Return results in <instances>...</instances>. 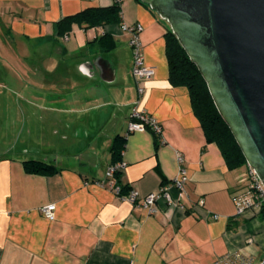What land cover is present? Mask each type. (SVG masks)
<instances>
[{
    "label": "crops",
    "instance_id": "obj_1",
    "mask_svg": "<svg viewBox=\"0 0 264 264\" xmlns=\"http://www.w3.org/2000/svg\"><path fill=\"white\" fill-rule=\"evenodd\" d=\"M113 3L0 0L5 34L25 69L39 76L36 108L52 123L72 128L75 145L85 140L68 161L35 159L54 165L52 174L28 172L23 157L0 154V264H211L236 252L251 264L261 262L264 207L238 211L236 199L250 196L242 175L227 167L215 143L206 142L188 89L169 82L166 20L147 4L121 0L119 22L72 24L57 34L62 18ZM122 23L141 24L144 62L154 69L138 83L139 98ZM103 34L115 43L109 50L94 41ZM135 100L161 125L160 139L149 130L127 132ZM117 136L124 140L119 161L125 165L116 177L123 195L132 189L141 200L169 184L178 173L177 153L187 173L183 193L171 187L172 203L158 199L153 213L117 195L105 180ZM51 203L54 219L48 220L40 208Z\"/></svg>",
    "mask_w": 264,
    "mask_h": 264
},
{
    "label": "water",
    "instance_id": "obj_2",
    "mask_svg": "<svg viewBox=\"0 0 264 264\" xmlns=\"http://www.w3.org/2000/svg\"><path fill=\"white\" fill-rule=\"evenodd\" d=\"M140 2L166 20L264 186V0Z\"/></svg>",
    "mask_w": 264,
    "mask_h": 264
},
{
    "label": "rangeland",
    "instance_id": "obj_3",
    "mask_svg": "<svg viewBox=\"0 0 264 264\" xmlns=\"http://www.w3.org/2000/svg\"><path fill=\"white\" fill-rule=\"evenodd\" d=\"M5 31L6 24L0 21V154L7 152L26 160L45 159L49 163L68 161L85 140L81 138L82 143L75 145V136L69 132L72 128L52 123L45 112L36 108L35 97L42 93L35 84L39 76L34 68L25 69L23 55L12 47L15 42L10 41ZM35 59L33 53L32 67ZM238 171L246 190L247 167L243 165Z\"/></svg>",
    "mask_w": 264,
    "mask_h": 264
},
{
    "label": "trees",
    "instance_id": "obj_4",
    "mask_svg": "<svg viewBox=\"0 0 264 264\" xmlns=\"http://www.w3.org/2000/svg\"><path fill=\"white\" fill-rule=\"evenodd\" d=\"M138 1L140 2V0ZM119 12L120 5L116 2L109 7L85 9L59 20L56 23L57 34L68 33L72 24L90 28L117 23L119 22ZM94 41L101 47H105L106 50L111 49L115 44L109 34H103ZM165 52L169 82L172 85L185 86L188 89L193 112L200 122L206 142H213L218 146L229 169L246 165L240 148L215 108L205 81L171 31L165 34ZM154 136L158 138V136ZM123 147L124 140L121 137H115L111 147L112 163L120 160ZM23 165L28 172L32 173L52 174L57 170L54 165L38 160H26ZM117 176L118 173L115 178Z\"/></svg>",
    "mask_w": 264,
    "mask_h": 264
},
{
    "label": "built area",
    "instance_id": "obj_5",
    "mask_svg": "<svg viewBox=\"0 0 264 264\" xmlns=\"http://www.w3.org/2000/svg\"><path fill=\"white\" fill-rule=\"evenodd\" d=\"M117 4L120 5L121 0H114ZM121 30H123L128 35V45L131 51L132 64H131V75L137 84V98L143 93V88L138 85V83L146 78H150L154 75V69L144 62L143 52H142V43L140 40V33L142 31V26L139 23L133 25L121 24ZM67 37L64 36V39ZM149 130L154 135L161 137V125L158 121L151 116L147 111L141 109L137 106V100H135L129 109L128 113V122H127V132L135 131H145ZM176 160L179 164L178 173L171 180L169 184L163 183L159 188L141 200H138V193L135 190H129L125 195L121 193V186L117 184L115 175L120 172L125 163L118 161L110 164L105 171V180L111 185L115 193L127 201L133 204H139L143 207L148 213H153L155 210V203L158 199L162 198L167 204L172 203V199L169 194L171 187L176 188L180 194L183 193V186L187 181L186 169L183 167V156L180 153L176 154ZM247 183H246V193L250 196H241L236 199L237 209L242 213L245 209L253 208L254 206L264 207V186L262 185L260 179L254 172L252 168L247 166ZM201 203V201L199 202ZM54 204H47L40 208V212L48 220L54 219ZM213 219H217V215H212ZM250 260L243 256L241 253H231L225 254L217 258L211 264H250Z\"/></svg>",
    "mask_w": 264,
    "mask_h": 264
},
{
    "label": "flooded vegetation",
    "instance_id": "obj_6",
    "mask_svg": "<svg viewBox=\"0 0 264 264\" xmlns=\"http://www.w3.org/2000/svg\"><path fill=\"white\" fill-rule=\"evenodd\" d=\"M29 160H34V159H29ZM39 161V160H38Z\"/></svg>",
    "mask_w": 264,
    "mask_h": 264
}]
</instances>
